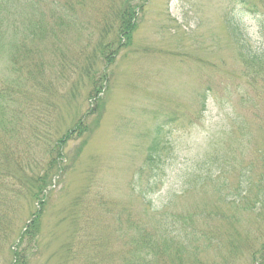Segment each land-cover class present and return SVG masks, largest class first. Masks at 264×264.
I'll return each instance as SVG.
<instances>
[{
    "label": "rangeland",
    "instance_id": "rangeland-1",
    "mask_svg": "<svg viewBox=\"0 0 264 264\" xmlns=\"http://www.w3.org/2000/svg\"><path fill=\"white\" fill-rule=\"evenodd\" d=\"M45 1L47 10L52 3L67 7L55 17L58 35L28 41L31 54L23 51L19 61L26 56L47 71L44 92L19 105L26 109L24 127L38 119L43 132L39 141L30 137L39 142L32 147L19 135L5 138L11 157L28 156L24 183L48 166L49 141L80 118L88 128L68 141L66 160L46 180L41 246L30 264L119 262L132 231L157 228L154 219L163 215L189 238L183 264H264V62L244 70L228 24L231 15L241 17L238 1ZM248 1L256 10L240 18L243 30L250 47L264 51V0ZM128 5L136 10L132 41L119 47L99 111L89 114L95 106L83 65L101 41L118 42L117 12ZM14 55L10 46L0 48V89L17 84ZM59 60L81 64L62 77ZM151 147L160 159H150ZM200 162L204 177L185 191L195 185L189 180ZM20 204L22 228L36 207L28 199ZM9 247L0 264L10 263ZM162 263L170 264L166 256Z\"/></svg>",
    "mask_w": 264,
    "mask_h": 264
},
{
    "label": "trees",
    "instance_id": "trees-1",
    "mask_svg": "<svg viewBox=\"0 0 264 264\" xmlns=\"http://www.w3.org/2000/svg\"><path fill=\"white\" fill-rule=\"evenodd\" d=\"M236 1H238L240 7L241 17L247 14L248 11L256 10L253 9L255 4L251 5L248 0ZM44 2L46 1L0 0V48L8 45L13 53L17 52L19 55L17 58L14 55L13 58L17 84L5 82V86L0 89V254L10 245L11 259L9 264H30L31 257L38 254V249L41 246L42 213L45 209L46 193L48 191L46 180L56 174L52 170L53 167L60 166L66 160L64 148L68 141L74 139V136L76 138L81 137L88 128L83 117L75 123L74 128L62 134L55 141H49L47 144L50 149L46 152L50 158L48 166L41 173H37L39 172L37 171L29 174L28 178L25 179L27 184L24 183L23 179L28 168V156L25 152H19L17 157H11L10 150L13 152V149L9 146L8 140L15 139L16 135H19L30 147L39 143L31 140L34 137L36 141H39V136L43 132L37 122L38 119L30 121L29 127L25 128L23 125L25 115L23 113L26 109L19 108V105L21 101L28 98V94L34 97L35 94L44 92L42 88L47 71L45 68L44 70L41 69L39 61H27L26 56H24V63L19 61L23 54H31L28 41L33 44H40L58 35L60 27L56 26L55 17L64 12L62 10L67 9V7L61 8L56 3H52L51 9L47 10ZM117 16L119 20L117 28L118 42L115 40L112 43L101 41L95 49L96 53L88 61L90 63L83 65L84 74L91 82L89 97L92 100V105L94 104L96 108L91 106L92 108L88 111L89 114H93L95 110L99 111V95L102 92V84L108 80L107 71L116 60L119 47L132 41L136 29L135 9L128 5L121 12H117ZM241 17L237 14L231 15L228 22L229 30L238 44L237 52L244 64V70L252 72L254 66H260L264 62V51H256L250 47L248 36L243 30ZM10 29H13L15 33L21 32L22 38L16 41L15 34V37L11 39L8 32ZM35 53L39 56H29L40 61L43 60L41 55L43 50H37ZM79 54L84 53L81 50ZM98 54L100 61L103 59L102 67H98L100 61L96 66ZM80 64L78 60L72 62V64H66L65 61L59 60L56 63L58 74L64 77V71L74 70L73 66H79ZM61 76L57 75L56 80L58 81ZM161 130L162 126L159 125L157 138H159ZM5 138L8 140L6 141ZM150 149L153 154H150V159H152L158 153L155 147ZM157 159H160V157ZM202 170L203 165L201 166L200 162L189 180V184L195 183V185L184 189L185 191L193 189L201 182L200 180L204 177ZM25 198L34 202L36 210L31 213L28 222L22 228H19L20 201L22 199L26 201ZM154 221L157 228L152 226V228L146 230L144 226L140 227L139 225L132 231L136 235L131 240L130 246L125 249L123 259L119 261L120 263L115 262L112 264H163L162 260L165 256L170 264H174L176 260L181 264L185 262V253H187L188 248L185 244L189 239L186 237V231H181V228L167 222L164 215L156 217ZM134 227L135 225L131 223V228ZM171 253L174 254L176 259L171 257ZM152 254L158 255L157 262L153 260ZM94 261L95 258L90 264L101 263V260Z\"/></svg>",
    "mask_w": 264,
    "mask_h": 264
}]
</instances>
